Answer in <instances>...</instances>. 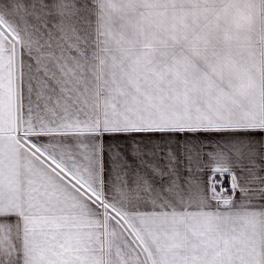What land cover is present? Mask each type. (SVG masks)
Here are the masks:
<instances>
[{
    "label": "snow or ice",
    "instance_id": "1",
    "mask_svg": "<svg viewBox=\"0 0 264 264\" xmlns=\"http://www.w3.org/2000/svg\"><path fill=\"white\" fill-rule=\"evenodd\" d=\"M0 264H264V0H0Z\"/></svg>",
    "mask_w": 264,
    "mask_h": 264
}]
</instances>
